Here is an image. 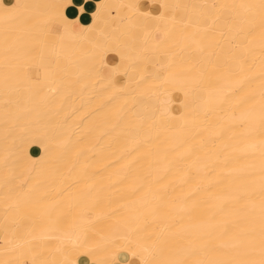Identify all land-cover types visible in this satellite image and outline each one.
Returning a JSON list of instances; mask_svg holds the SVG:
<instances>
[{
	"label": "bare ground",
	"instance_id": "obj_1",
	"mask_svg": "<svg viewBox=\"0 0 264 264\" xmlns=\"http://www.w3.org/2000/svg\"><path fill=\"white\" fill-rule=\"evenodd\" d=\"M71 1L0 0V262L259 264L262 0Z\"/></svg>",
	"mask_w": 264,
	"mask_h": 264
},
{
	"label": "crops",
	"instance_id": "obj_2",
	"mask_svg": "<svg viewBox=\"0 0 264 264\" xmlns=\"http://www.w3.org/2000/svg\"><path fill=\"white\" fill-rule=\"evenodd\" d=\"M8 3H16L17 0H6ZM99 0H72L71 3L66 7V14L69 18L74 19V29L78 32H81L83 30V27L86 24L91 23L92 21V13L97 9V3ZM18 3V2H17ZM82 7V9H81ZM42 11H46L47 6H41L40 7ZM142 8L147 10L150 9L152 12H159L160 9L156 3L151 6L147 1L142 2ZM80 10V11H79ZM82 12V13H81ZM208 13H211L210 9H207ZM117 15V14H115ZM121 18H124V14L121 12ZM77 21V22H76ZM125 26V24H123ZM33 74H35V70H33ZM12 94H15L13 92ZM15 97V96H14ZM33 154H39L41 152V149L39 147H32L31 149ZM5 211L0 208V218L5 216ZM28 220H26L27 223Z\"/></svg>",
	"mask_w": 264,
	"mask_h": 264
},
{
	"label": "snow or ice",
	"instance_id": "obj_3",
	"mask_svg": "<svg viewBox=\"0 0 264 264\" xmlns=\"http://www.w3.org/2000/svg\"><path fill=\"white\" fill-rule=\"evenodd\" d=\"M13 7H21L22 8L24 6L23 5H13ZM132 7H137V6L133 5ZM187 7H193V6L189 5ZM197 7L215 9L218 6L213 4V5H200V6H197ZM260 7H261L262 11H264V0H262V3L260 5ZM212 23H215V21L213 20ZM262 119H264V107H262ZM262 255H264V249H262ZM0 264H3V262H0ZM143 264H148V261L147 260H144L143 261ZM259 264H264V259H262L259 262Z\"/></svg>",
	"mask_w": 264,
	"mask_h": 264
},
{
	"label": "rangeland",
	"instance_id": "obj_4",
	"mask_svg": "<svg viewBox=\"0 0 264 264\" xmlns=\"http://www.w3.org/2000/svg\"><path fill=\"white\" fill-rule=\"evenodd\" d=\"M51 64V62L50 61H47V62H45V65H50ZM6 85H8V84H6ZM12 96L14 97V96H16V91H15V94H12ZM48 143V141L46 140V139H44L43 140V143L42 144H44V145H46ZM42 152V151H41ZM205 206H210V205H205ZM208 215V216H214V217H216L217 216V213L215 214V213H212V209L209 211V213L208 212H206L205 213V215ZM214 214V215H213ZM219 215V214H218Z\"/></svg>",
	"mask_w": 264,
	"mask_h": 264
}]
</instances>
